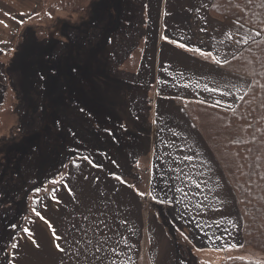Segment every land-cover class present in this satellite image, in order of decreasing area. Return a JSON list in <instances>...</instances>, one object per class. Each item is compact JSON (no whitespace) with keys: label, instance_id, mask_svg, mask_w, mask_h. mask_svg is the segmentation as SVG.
Wrapping results in <instances>:
<instances>
[{"label":"crops","instance_id":"1","mask_svg":"<svg viewBox=\"0 0 264 264\" xmlns=\"http://www.w3.org/2000/svg\"><path fill=\"white\" fill-rule=\"evenodd\" d=\"M46 1L0 0V57L16 53L24 25L37 28ZM214 1L147 2L145 46L135 71L149 96V153L136 169L144 172L142 180L116 178L83 159L72 162L64 180L31 199L7 264H178L167 218L204 251L219 255L242 246L230 180L202 127L206 111L233 110L246 94L251 80L224 65L260 36L233 18L213 17ZM156 204L165 206L167 217Z\"/></svg>","mask_w":264,"mask_h":264},{"label":"rangeland","instance_id":"2","mask_svg":"<svg viewBox=\"0 0 264 264\" xmlns=\"http://www.w3.org/2000/svg\"><path fill=\"white\" fill-rule=\"evenodd\" d=\"M147 2L46 1L42 16L35 20L37 28L28 29L29 26L24 25L21 41L14 49L16 53L0 57V140L12 137L18 141L16 148L2 152L0 159V264H7L9 260L12 247L9 242L30 215L36 189L41 191L53 180H64L73 161L83 159L99 165L116 178L142 180L144 172L136 169L141 170L146 165L149 153L146 148L149 96L135 71L145 46ZM106 7L113 12L99 18L97 12ZM90 20H93L91 29ZM59 23L63 24L62 28ZM255 31L260 36L254 41L257 42L262 34ZM61 62H64L67 82L59 76L61 69L55 64ZM51 64L55 71L49 75ZM120 88L125 91L129 108L127 110L125 101L123 110L117 109V112L122 111L120 123H112L113 116L107 106L114 97L123 98ZM50 94V102L59 115L52 116L46 124L45 112L39 103L48 101ZM21 102L27 104L26 110L33 117L25 118L21 114L24 110ZM206 112L209 117L203 120L201 127L207 143L226 160L233 152L229 143L240 131L239 127L237 130L230 127L237 115L225 130V126L223 129L212 125L214 114ZM130 123L137 126L132 127ZM222 130L227 134L225 139L230 132L229 143L227 140L218 142L217 136ZM40 134L46 136V141L37 151L30 143ZM23 147L25 151L18 149ZM156 186V191L160 192L157 181ZM234 196L236 198L235 192ZM154 209L161 218L167 217L165 206L156 204ZM165 225L172 241L177 243L178 264H223L233 257L264 264V255L252 248L241 246L233 248L231 253H210L195 246L188 235L179 232L180 226L168 218Z\"/></svg>","mask_w":264,"mask_h":264},{"label":"trees","instance_id":"3","mask_svg":"<svg viewBox=\"0 0 264 264\" xmlns=\"http://www.w3.org/2000/svg\"><path fill=\"white\" fill-rule=\"evenodd\" d=\"M112 12V9L109 11L106 7L99 10L97 14L99 18H103L104 14L109 15ZM212 15L219 20H222L224 16H228L250 28H254L262 34L261 40L249 44L240 55L224 65L226 69L251 79V85L235 109L213 113L212 125L223 129L225 126L226 130L228 124L231 125V121H234L237 115L236 121L230 127L231 130H237L239 127L238 135L234 136L230 143V132L226 139L225 135L227 134H225L224 130L220 131L217 136L218 142L227 140L233 152L231 151L230 156L226 160H223L220 155L217 156L236 195L242 224V248H252L264 255V0H215L212 7ZM92 24L93 20H90V29ZM52 48L53 46H51V52L53 51ZM102 49L104 54V47ZM51 52L49 55L53 57ZM55 64L61 69L59 70V76L64 77L67 82L68 76H64V62ZM236 64L238 65L237 68ZM54 71L55 69L51 64L48 68L49 75H52ZM120 90L123 92V98L121 95L120 99L114 97L113 101L107 106V110L113 116L114 121L112 120V123H120L118 119L122 111L117 112V109L122 108L123 110L125 101L127 102V110L129 108L128 99L124 95L125 91L121 88ZM51 100L52 95H48V101L39 103V106L43 107L45 112L46 124L50 122L52 116L59 115L56 108L52 106ZM101 100L103 99L101 98ZM97 101L102 109V101L99 102V98ZM117 102L120 103L117 104ZM21 104H24V110L21 114L25 118L33 117V114L28 113L26 110L27 104L22 102ZM46 127H49V125H46ZM45 141L46 136L40 134L37 140L30 143L31 148L39 151ZM17 143L18 141L12 137L1 138L0 159L2 152H7L10 148H16ZM18 149L25 151L26 147ZM232 156L234 161L231 158ZM53 185L55 184H49L46 188L41 189L39 193L35 192L34 195H43L46 192L45 190H48ZM18 234L12 236L9 242L10 245H13ZM223 264L263 263L251 259L233 257Z\"/></svg>","mask_w":264,"mask_h":264},{"label":"snow or ice","instance_id":"4","mask_svg":"<svg viewBox=\"0 0 264 264\" xmlns=\"http://www.w3.org/2000/svg\"><path fill=\"white\" fill-rule=\"evenodd\" d=\"M0 23H2V21H0ZM5 26L7 27V25H5ZM180 46H181V47H184V45H180ZM0 51H2V50H0ZM196 51H199V50L197 49ZM201 55L211 56V53H210V52H209V53H203V52H201ZM217 63H219V61H217ZM85 159H87V158L85 157ZM73 163H75V161H73ZM76 166L79 167V165H76ZM61 179H63V177H62ZM52 183H54V184H55V183H59V181L53 180ZM45 191H47V190H45ZM36 192L39 193V192H40V189H36ZM141 195H143V194L141 193ZM33 203H34V204H36V203H40V200H39V199H36V200L33 201ZM32 211L35 213V215H36L37 217H40L41 219H44V218L41 216V213H40L39 211H37L35 208H33ZM50 227H51V225H50ZM23 231H25L26 233H29V229H27V228L23 229ZM225 231H227V230L225 229ZM53 235H54V237H55L56 239H59V237H56V234H55L54 231H53ZM186 238H187V237H186ZM16 246H17L16 244H13V245H12L13 248H15ZM228 247H229V248H231V247H236V245H231V246H228ZM57 248H58V250L63 251V248H61L60 245H57ZM240 259H243V258L241 257Z\"/></svg>","mask_w":264,"mask_h":264},{"label":"bare ground","instance_id":"5","mask_svg":"<svg viewBox=\"0 0 264 264\" xmlns=\"http://www.w3.org/2000/svg\"><path fill=\"white\" fill-rule=\"evenodd\" d=\"M161 154H162V156L160 155V158H161L162 162H164V165H167L168 154L165 152H164V154H163V152Z\"/></svg>","mask_w":264,"mask_h":264}]
</instances>
